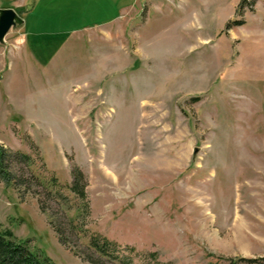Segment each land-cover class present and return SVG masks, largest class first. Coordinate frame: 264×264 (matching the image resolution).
Masks as SVG:
<instances>
[{
	"label": "rangeland",
	"instance_id": "obj_1",
	"mask_svg": "<svg viewBox=\"0 0 264 264\" xmlns=\"http://www.w3.org/2000/svg\"><path fill=\"white\" fill-rule=\"evenodd\" d=\"M0 9L25 20L0 43V229L53 264H123L94 233L132 264H264V0Z\"/></svg>",
	"mask_w": 264,
	"mask_h": 264
},
{
	"label": "trees",
	"instance_id": "obj_2",
	"mask_svg": "<svg viewBox=\"0 0 264 264\" xmlns=\"http://www.w3.org/2000/svg\"><path fill=\"white\" fill-rule=\"evenodd\" d=\"M7 156V151L3 147H0V181L3 180L7 185H10L13 182L12 176L4 165L5 158ZM22 157H25V160H30L29 156L23 155ZM81 176V173L75 172V182L71 188L73 191L84 195L83 187L81 190L78 189L79 179H81ZM53 180L51 182H53ZM51 185H53V183H51ZM58 233L60 235V230ZM59 238L65 243L61 235ZM88 246L95 250L103 258L120 261L123 262V264H132L130 261L119 260L120 256L117 254L118 247L116 243L98 233H94L90 236ZM262 260L263 259H234L232 260V264H239L240 262L260 263ZM91 262L94 263L93 261ZM0 264H53V262L49 257L33 250L29 242H25L17 238L12 230L0 229Z\"/></svg>",
	"mask_w": 264,
	"mask_h": 264
},
{
	"label": "water",
	"instance_id": "obj_3",
	"mask_svg": "<svg viewBox=\"0 0 264 264\" xmlns=\"http://www.w3.org/2000/svg\"><path fill=\"white\" fill-rule=\"evenodd\" d=\"M24 23V18L14 9H0V43L5 42V37L12 28Z\"/></svg>",
	"mask_w": 264,
	"mask_h": 264
}]
</instances>
